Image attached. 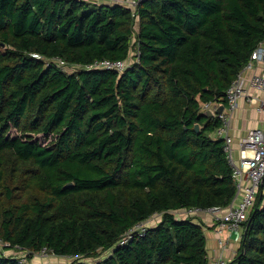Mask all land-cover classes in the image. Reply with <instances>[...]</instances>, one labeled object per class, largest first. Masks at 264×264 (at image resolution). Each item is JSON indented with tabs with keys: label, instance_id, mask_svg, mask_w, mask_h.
<instances>
[{
	"label": "trees",
	"instance_id": "obj_1",
	"mask_svg": "<svg viewBox=\"0 0 264 264\" xmlns=\"http://www.w3.org/2000/svg\"><path fill=\"white\" fill-rule=\"evenodd\" d=\"M263 41L264 0H0V241L28 252L0 264H208L202 225L172 211L234 198L203 105ZM43 247L70 260L30 261ZM226 264H264L261 189Z\"/></svg>",
	"mask_w": 264,
	"mask_h": 264
},
{
	"label": "built area",
	"instance_id": "obj_2",
	"mask_svg": "<svg viewBox=\"0 0 264 264\" xmlns=\"http://www.w3.org/2000/svg\"><path fill=\"white\" fill-rule=\"evenodd\" d=\"M96 1H103L108 4L119 3L129 8L132 12H135L141 0ZM254 61L260 63V66H257L258 69L253 68ZM128 64L129 62L127 61H103L96 64V66L122 70ZM248 69H251L252 72L248 78L245 79L243 71ZM245 80H247V85L245 84ZM250 90L261 93L262 97L259 98L257 110L264 114V45L261 44L252 51L247 63L226 90L227 103L225 106L223 105V109L220 112H216V109L222 104L206 103L203 105L204 109L213 111L214 116L221 122L217 130V135L222 137L224 141V151L232 166V177L236 187L234 198L226 206L211 205L204 209L194 207L172 211V213L181 217L196 218L203 213L211 215L214 221V231L219 236L218 241L223 249H225L229 242L238 244L240 241L246 228V220L254 206L256 196L260 189L264 199V122L263 127L250 129L246 136L239 140L240 160L238 163L234 161L232 156L233 142L229 135L230 120L233 112L238 107L239 100L245 97H248L250 102H255L256 100L254 96H249ZM160 217L161 213H154L147 219L136 223L118 238L117 243L119 245H124L136 237L144 236L148 228L154 225ZM224 231H228V235L220 237ZM0 244L4 247L6 246V244L1 241ZM23 253L25 254L19 255V261L22 263L28 261L27 250H24ZM49 254L51 253L43 247L33 256H46ZM226 262L227 260L220 255L214 258L210 264H226Z\"/></svg>",
	"mask_w": 264,
	"mask_h": 264
},
{
	"label": "crops",
	"instance_id": "obj_3",
	"mask_svg": "<svg viewBox=\"0 0 264 264\" xmlns=\"http://www.w3.org/2000/svg\"><path fill=\"white\" fill-rule=\"evenodd\" d=\"M261 45H264V41L261 43ZM257 66H260V63L254 61L253 68L258 69ZM251 72V69L244 70V78L247 79ZM246 83L247 80H245V84ZM249 96H254L256 98L255 102H250L248 97L240 99L238 107L233 112L230 120L229 135L232 138V156L236 163H238L240 160V149L238 145L239 140L245 137L250 129L263 127L264 122V114L257 110L259 98L262 97L261 93L255 90H250ZM194 221L200 223L204 229L208 264H210L214 258H217L220 255H222L228 262L234 256V252L238 244L229 242L225 249L221 247L218 241L219 236L214 231V221L211 215L203 213L197 216ZM226 235H228V231H224L220 237H224Z\"/></svg>",
	"mask_w": 264,
	"mask_h": 264
},
{
	"label": "rangeland",
	"instance_id": "obj_4",
	"mask_svg": "<svg viewBox=\"0 0 264 264\" xmlns=\"http://www.w3.org/2000/svg\"><path fill=\"white\" fill-rule=\"evenodd\" d=\"M92 1H94L96 3H104L103 1H96V0H92ZM64 69L70 70L71 68L70 67H64ZM115 70L121 71L119 69H115ZM12 135H15L14 131L12 132ZM39 140L41 142L45 143V140L43 139L42 136H39ZM8 167L10 168L11 166H8ZM0 250H4V253L10 254V255H18L19 256V255H24L25 254V253H23V251H20V249L19 250H15V249H12V248L5 249V247L2 244H0ZM109 252H110V249L109 250H105V251H99V253L96 256L79 257V261H83V262H86V263H94L97 260H100V259H103L104 257H106L109 254ZM69 260H70V257H67V256H56V255H53V254H49V255H46V256L35 255V256H31L30 257V261H32L33 263H38V262H48V263L67 262Z\"/></svg>",
	"mask_w": 264,
	"mask_h": 264
},
{
	"label": "water",
	"instance_id": "obj_5",
	"mask_svg": "<svg viewBox=\"0 0 264 264\" xmlns=\"http://www.w3.org/2000/svg\"><path fill=\"white\" fill-rule=\"evenodd\" d=\"M222 109H223V105H220V106L216 109V112H220ZM204 114H206L208 117H213V116H214L213 111H211L210 109H205V110H204ZM194 130H195L196 132L199 131V124L196 123V124L194 125Z\"/></svg>",
	"mask_w": 264,
	"mask_h": 264
}]
</instances>
